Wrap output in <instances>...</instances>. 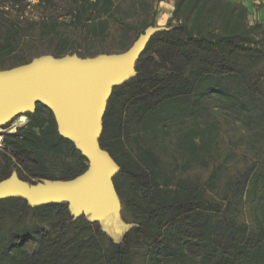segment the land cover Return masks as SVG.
I'll list each match as a JSON object with an SVG mask.
<instances>
[{"label": "trees", "instance_id": "16d2710c", "mask_svg": "<svg viewBox=\"0 0 264 264\" xmlns=\"http://www.w3.org/2000/svg\"><path fill=\"white\" fill-rule=\"evenodd\" d=\"M183 7L189 9L191 19L178 25L171 23L170 31L156 34L137 63V76L114 88L100 139L103 149L109 134L120 139L128 136L132 116L145 130L157 133L166 109L191 115L204 99L212 96L230 101L255 130L258 140L264 142V103L247 84L246 71L232 63L242 55L262 60L264 52L255 35L262 30V23L258 20L249 27L245 22L251 8H238L225 0H177L174 16ZM49 8L63 11L73 31H85L89 39L95 40L108 35L121 4L118 0H0V51L4 56L14 54L16 43L22 42L28 37L27 32L30 34L36 27L44 30L45 44H56L53 52L44 49L41 53L31 52L29 57L21 54L12 67L46 54L56 57L78 54L82 58L104 54L70 46V40L56 30L63 21L42 16ZM33 10L39 13L36 20L27 16ZM119 22L127 25L126 21ZM130 46L106 53H121ZM162 66L171 69L164 73ZM3 69L1 66L0 70ZM121 99L129 105L125 115L119 116L117 104ZM27 117L26 127L15 134H4L0 181L8 178L13 169L21 179L31 183L70 180L86 171L87 159L72 142L58 134L48 108L37 104L36 112L27 113ZM206 132L189 129L180 144L198 161L203 160L199 152L211 147L212 137L207 139ZM108 152L115 157L112 151ZM115 161L122 169L114 178L122 206L138 222L122 245L114 244L98 224H91L85 217L73 220L67 205L50 204L34 208L35 215L40 219H61L63 232L54 236L34 226L11 235L0 247V264H132V233L154 238L148 256L151 264H161L164 258L180 260L190 251L199 257L200 264H264V228L251 233L246 225L237 224L234 216L227 214L230 203L222 211L221 203L206 198L205 188L191 179L177 180L175 171L165 172L159 156L150 149ZM218 176L213 173L209 184L215 186ZM240 195L238 191L236 197ZM68 229L73 230L72 235L64 236V230ZM28 244H34L35 248L27 250Z\"/></svg>", "mask_w": 264, "mask_h": 264}, {"label": "rangeland", "instance_id": "374dc122", "mask_svg": "<svg viewBox=\"0 0 264 264\" xmlns=\"http://www.w3.org/2000/svg\"><path fill=\"white\" fill-rule=\"evenodd\" d=\"M176 1L118 0L121 4V11L117 15V20L111 23V30L105 38L95 40L92 37L89 39V33L85 31H73L61 10L49 8L42 16L53 21H63L56 30L59 31L61 37L65 36L70 40V46L78 48L80 51L106 53L132 45L136 37L152 22L154 26L167 27L171 23L178 25L188 22L191 18L187 7H183L178 16H174ZM225 1L238 8L248 7L242 0ZM251 11L252 13L245 23L249 27L258 20L262 23V30L256 32L255 35L264 52V6H253ZM38 14L37 10H33L27 16L36 20ZM12 15L14 16V14ZM118 20L126 21L127 25L121 24ZM32 31L30 34L27 32L28 37H23L22 42L19 40L20 43H16L17 50L14 54L4 56L5 54L0 51V67L12 68L17 63V57L21 54L29 57L31 52L41 53L40 51L44 49L53 52L56 44H45L42 36L44 30L36 27ZM3 57L4 59H2ZM232 63L238 69L246 71L247 84L255 92L258 100L264 103V56L261 61H257L242 55L234 59ZM149 69H151V64ZM162 69L164 73L169 72L171 66H162ZM128 105V102L121 99L117 104V115L121 116L122 113L125 115ZM22 118H25L24 123H22ZM28 123L27 114H22L0 128V131L2 135L15 134L19 129L26 127ZM189 129L199 132L206 130L205 137L207 139L212 137L209 150L199 152L200 157L203 158L202 161L189 155L184 147L180 146L184 140V134ZM114 135L109 134L104 146H106L105 150L112 151L116 160L124 161L125 155L134 156L138 154L139 150L150 149L159 156L160 166L165 172L175 171L177 180L179 178L191 179L200 187L205 188L206 198L221 203L222 211L230 203L227 214L229 217L234 216L237 224L246 225L251 233H258L261 227L264 228V142L258 140L255 130L247 125L242 113L238 112L230 101L219 96H212L204 99L194 114L184 116L179 115L175 109H166L157 133L151 129L145 130L137 118L132 116L128 136L120 139ZM184 166H186L185 170ZM213 173L219 175L215 186L208 182ZM238 191L241 192V195L236 197ZM33 209L26 208L22 200H0V247L11 235L21 234L34 226H40L45 232H52L54 236L63 232L61 219L56 217L37 218ZM221 213L223 214V212ZM122 216L126 222L138 224L132 214L124 208ZM58 222L59 224H57ZM68 230H64V236L72 235L73 230ZM130 243L132 264H151L148 256L154 238L132 233ZM34 248V244L27 245L29 251ZM104 248L106 249L107 245ZM193 253L190 251L187 257L180 260L164 258L161 264H200L199 257L193 256Z\"/></svg>", "mask_w": 264, "mask_h": 264}, {"label": "water", "instance_id": "95a60500", "mask_svg": "<svg viewBox=\"0 0 264 264\" xmlns=\"http://www.w3.org/2000/svg\"><path fill=\"white\" fill-rule=\"evenodd\" d=\"M170 30L149 26L121 53L87 58L46 54L0 70V128L22 114L35 113L41 104L52 112L58 134L72 142L88 163L85 172L70 180L31 183L14 170L0 181V200L21 199L30 208L65 204L73 220L87 218L114 244L122 245L137 224L122 216L114 182L122 169L100 143L104 117L114 88L137 76V63L151 39Z\"/></svg>", "mask_w": 264, "mask_h": 264}, {"label": "built area", "instance_id": "2783aa9c", "mask_svg": "<svg viewBox=\"0 0 264 264\" xmlns=\"http://www.w3.org/2000/svg\"><path fill=\"white\" fill-rule=\"evenodd\" d=\"M248 7H253V6H259L262 5L264 6V0H242ZM4 135H2L0 131V151L5 149V145L3 142Z\"/></svg>", "mask_w": 264, "mask_h": 264}, {"label": "bare ground", "instance_id": "6f19581e", "mask_svg": "<svg viewBox=\"0 0 264 264\" xmlns=\"http://www.w3.org/2000/svg\"><path fill=\"white\" fill-rule=\"evenodd\" d=\"M22 121H23L22 123H24V121H25V118H22Z\"/></svg>", "mask_w": 264, "mask_h": 264}, {"label": "crops", "instance_id": "0c3cea01", "mask_svg": "<svg viewBox=\"0 0 264 264\" xmlns=\"http://www.w3.org/2000/svg\"><path fill=\"white\" fill-rule=\"evenodd\" d=\"M250 8V7H249Z\"/></svg>", "mask_w": 264, "mask_h": 264}]
</instances>
